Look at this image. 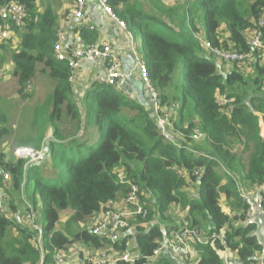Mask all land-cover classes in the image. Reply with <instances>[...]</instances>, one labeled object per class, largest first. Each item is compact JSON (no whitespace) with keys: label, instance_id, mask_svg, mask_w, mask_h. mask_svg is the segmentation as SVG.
I'll return each mask as SVG.
<instances>
[{"label":"trees","instance_id":"16d2710c","mask_svg":"<svg viewBox=\"0 0 264 264\" xmlns=\"http://www.w3.org/2000/svg\"><path fill=\"white\" fill-rule=\"evenodd\" d=\"M9 1L0 0V6ZM17 1L29 16L17 30L18 43H10L17 44L15 49L0 45L12 59L16 93L28 96L26 87L42 73L53 82V91L32 108L35 132L18 142L41 150L44 159H7L0 152V187L7 192L1 196L24 191L28 197L26 203L19 202L21 208L12 199L5 203L7 212H0V264H39L41 250L33 243L37 232L26 224L25 213L32 211L44 229L47 262L55 249L71 250L74 245L120 257L127 239L132 240L135 261L119 259L115 264H226L225 253L243 264L261 261L264 217L259 229L248 224L242 192L264 185V29L261 47L249 43L264 13V0H187L172 5L163 0H109L133 34H145L150 82L160 94L158 114L150 97L144 105L98 80L83 93L75 89L68 61L55 53L60 40L56 10L48 4L41 11L39 0ZM80 32L87 43L97 39V31L85 27ZM198 35L215 48L250 56L217 64ZM166 114L176 126L170 138L158 122ZM8 120L0 110V144L11 133ZM195 128L204 133L200 141L192 138ZM234 141L249 150L247 160L232 149ZM120 171L140 186L148 210L145 219L135 217L136 227L122 245L88 225L103 205L127 194ZM4 172L12 177V190ZM222 196L230 213L220 204ZM42 210L46 225L40 222ZM66 210L73 214L63 221ZM181 216L200 227L207 241L193 245L196 256L191 260L169 250L153 258ZM22 217L25 223L19 221ZM219 233L226 245L213 237ZM89 256L82 250L79 258L94 260Z\"/></svg>","mask_w":264,"mask_h":264},{"label":"built area","instance_id":"2783aa9c","mask_svg":"<svg viewBox=\"0 0 264 264\" xmlns=\"http://www.w3.org/2000/svg\"><path fill=\"white\" fill-rule=\"evenodd\" d=\"M76 5L74 8L68 12L66 16V22L69 18L81 19L85 15V9L88 0H75ZM98 5L102 8L103 12L110 17L112 20L118 23V25L123 29L127 40L130 45V50L135 55V68L134 70L139 74L141 80L148 87L150 92V100L153 105L154 111L156 114L159 113L160 109V99L157 97L156 90L150 82L149 68L142 58V55L139 52L138 46L135 43L133 33L128 29L127 24L122 20L116 13L109 0H95ZM169 4L179 1L187 0H167ZM191 1V0H188ZM190 4V2H189ZM188 4V5H189ZM28 12L21 2L17 0H11L0 6V45L5 44L7 41L18 43V29H23L25 21L28 18ZM66 24H63L60 28V40L56 44L55 53L59 60H67L69 66L72 70L69 81L74 84L77 78V70L81 66L84 60L89 62H102L104 64V74L98 78L100 83L107 84L109 86H114L117 88H122L132 72H126L122 69L120 54L114 49L111 41L98 43H87L85 42L80 35L75 36L71 41L70 47H68V36L66 35ZM264 29V13L261 15V18L258 23L257 29L254 31L252 38L250 39V44L252 47H261L262 46V37ZM197 38L203 45L204 49L208 53L214 54L218 59L225 62H235V61H244L250 56V52H238L232 51L230 49L215 48L211 42L205 38L203 35H198ZM0 64V72H1ZM1 78V74H0ZM31 87V84L28 85ZM130 98L134 99L132 94H127ZM169 118L168 114L165 116L159 117L162 123L159 122L161 127L165 130L168 128L165 120ZM168 123V122H167ZM263 127V126H262ZM169 138V135L166 134ZM264 136V132H263ZM192 138L195 141H200L204 138V133L200 128H195L192 133ZM22 151L28 155L27 159L30 162L38 161L44 159V154L41 150H35L33 148H24ZM202 169H198L196 174ZM179 174L186 176L187 172L185 170H178ZM5 177H9L8 172L4 174ZM120 180L122 183L128 186L127 198L123 199L120 202L110 201L108 204L103 206L102 216L98 220V223L94 224L93 232L96 234H106L112 243H118L122 245L124 239L129 235V231L133 230L136 225L134 219L136 216H142L144 219L148 215V210L144 206L143 202L140 199L141 189L140 186L126 178V174L121 172L119 174ZM264 185L258 186L254 192H242V198L247 205L246 220L248 224L255 225L259 229L262 225V217H264ZM0 212L6 213L3 207L0 205ZM26 217L30 222L32 230H35L36 236L33 239L35 248L41 250V259L39 264H49L47 262L46 254L43 250L44 242V229L37 222L39 216L34 211L29 212ZM226 245L223 234L213 235ZM207 240L203 237L201 229L198 226H194L190 221L186 220L181 216V222L176 230L172 231L170 235L164 237L160 245L155 249L154 256L162 253L164 250L171 251L178 258H183L185 260H191L194 257L193 245L196 243H205ZM130 239L126 241V249L120 257L112 259L108 256L107 253H103L101 257H95L97 262H92L91 260L83 261H73L68 262L66 254L63 250L55 249L53 251L52 261L54 264H115L117 260L121 259L127 262L133 263L135 257L132 252L129 251ZM264 255V251H263ZM259 262H252L246 264H264V256ZM226 264H243L235 260H232L227 253H225Z\"/></svg>","mask_w":264,"mask_h":264},{"label":"rangeland","instance_id":"374dc122","mask_svg":"<svg viewBox=\"0 0 264 264\" xmlns=\"http://www.w3.org/2000/svg\"><path fill=\"white\" fill-rule=\"evenodd\" d=\"M70 1L71 0H39L38 8H40V10L43 11L45 9L46 5L51 4L54 7V9L56 10L57 14L62 16L66 13L68 6L71 5ZM163 1H164V3H166L168 5L181 3V1H179V2H174V3L169 4L167 0H163ZM133 35H134L135 43L138 46L139 52L142 55V58L144 59V61H146L147 57H148V48H147V45L145 44V40H144L145 34L143 32H140L139 35H135V34H133ZM11 41L5 42L4 45L9 46ZM16 46H17V44L12 45L11 49L12 48L15 49ZM2 57H4L5 60L3 62L0 61V64L2 66L1 72H0V74H1V78H0V110L2 112H5L9 117L7 126L11 129V133L8 136H6L3 139L2 143L0 144V152H3L7 156V159H16L17 157H19V158L21 157V158L26 159L28 157V155L25 153V151H22V149L27 148V147L18 146V142L23 137H26L27 135L35 132V129H34L32 122H31L32 116H33L32 108L36 102H40V103L44 102L48 98V96L50 97V95L52 94V91H53V82L47 76H44V73H42L41 77H39V75H38L37 80L34 81L33 83H31V87H28V86L26 87V90L28 91L26 93H28V96H25V95L19 96V94L16 93L17 92L16 89H18V86L15 87L16 79L13 77V74H12V72H13L12 59L10 58V56L8 55L6 50L0 51V59ZM212 57L217 64L220 63V61H219L220 59H218L215 56H212ZM8 58H10V59H8ZM124 59L126 61H128L130 59V55L128 52L125 53ZM134 62L135 61L133 59V63H132L133 68H135ZM132 65L130 68H132ZM156 94H157V97L160 99L159 92H156ZM137 96H138L137 101L139 103H142L144 105H148L149 98L146 99L143 96L142 86H141V94L139 95V92H138ZM33 101H34V103H33ZM162 108H166V107L163 106ZM160 110H161V105H160L159 111ZM155 111H156V109H155ZM163 120H165L166 124L168 125V128L164 130L161 127V130L163 133L168 134L169 138H170L171 137L170 135H171L172 131H174V129H176V126L173 122V119H171V118H167V121L165 118ZM160 121H161V119H158V122H160ZM162 122H164V121H161L160 123H162ZM62 127H65V125H63ZM261 127H262V131L264 132V122L263 123L261 122ZM171 128H172V131L170 130ZM231 147L235 151L237 150L240 154H242L244 156L245 160L248 159V155L250 152H249V150L244 149L245 146L243 143L234 141L232 143ZM176 169L179 170L177 167H176ZM120 172L123 173V171H120ZM5 173H7V172H4L3 176H4V178H6L5 179L6 184L11 189L12 188V182H13L12 177L9 173H8L9 177L8 178L5 177V175H4ZM119 180H120V177H119ZM5 192H6V190L4 188L0 187V205L3 207L5 212H7L5 203H10V200L13 199V201H17L18 202V203L16 202V205H17V204H19V202L20 203L21 202L26 203V200L28 199V197L24 191L22 193L16 192V194H11V196L9 198H7V197L4 198L1 196V194H5ZM127 194L121 198L126 199ZM140 199H141V197H140ZM141 201H142V199H141ZM143 204H144V202H143ZM19 205L21 208V204H19ZM222 205L225 207L226 210L228 209L225 206L224 202H222ZM144 206H145V204H144ZM28 213H25L26 217L28 216L27 215ZM95 219L89 221L88 225L90 224V226H91L92 223L93 224L98 223L97 219H96V221H95ZM62 220L66 221V220H68V218H65ZM19 221L22 223H25L23 220V217L19 218ZM40 222L43 225H46V223H47V220L44 217V210H42ZM26 224H27V226H29L30 222L29 223L27 222ZM93 227H94V225H92V228ZM29 229L32 230L31 226L29 227ZM128 248H129V251H131L132 240H130ZM66 253H67V255L73 254V250H67ZM194 256H196V251H194Z\"/></svg>","mask_w":264,"mask_h":264},{"label":"crops","instance_id":"0c3cea01","mask_svg":"<svg viewBox=\"0 0 264 264\" xmlns=\"http://www.w3.org/2000/svg\"><path fill=\"white\" fill-rule=\"evenodd\" d=\"M73 2V3H72ZM70 6H68V9L64 15H59L58 19V27L60 28L63 24H66V35L68 36V47H70L71 41L75 36H78L81 34V29L82 28H88L89 30H94L97 31V39L95 42L98 43H103L107 41H111V43L114 46V49L119 52L120 54V59H121V64H122V69L125 70L126 72H132L131 76L125 83V85L121 88L126 95L127 94H132L134 97V100H137L138 98V92L139 95L141 94V86L143 88V96L148 99L150 97V92L148 87L143 83L141 80L139 74L134 70L133 68V59L135 61V55L134 53L130 50V45L127 40V37L123 31V29L118 25L117 22L112 20L110 17H108L102 10V8L98 5V3L95 0H88L86 9H85V15L81 19L77 18H69L68 21L66 22V16L68 12H70L74 6L76 5V1H70ZM72 8V9H71ZM128 52L130 55V59L126 61L124 59L125 53ZM221 62V60H220ZM135 63V62H134ZM132 65V68H130ZM129 67V68H128ZM77 78L74 84L75 89L79 88L80 92L86 91V88H89L91 84L95 81L98 80V78L104 74V64L102 62H89L87 60H84L79 67V69L76 72ZM134 79V80H133ZM148 102V101H147ZM123 198H119L116 200V202L122 201ZM224 197L222 196V201L220 202L222 208L224 210L225 207L222 205V202ZM179 208L177 207V210ZM228 213H230V210H226ZM180 214V212H178ZM73 214L72 210H66L62 214V219L69 218ZM102 212L98 213L96 215L97 221L101 218ZM95 219V221H96ZM180 223V222H179ZM95 224V223H94ZM92 223V225H94ZM75 247V248H74ZM73 249V254H68L66 251L64 253L66 254V258L68 262H75V261H83V260H88L85 258H79L80 252L83 250L84 255L86 257H90L89 254H92L93 256L91 258L95 257H101L103 253H107V251H98L94 250L90 251L84 248L82 245L76 246L74 245ZM69 250V249H68ZM116 253V252H115ZM115 253H107L108 256H110L112 259H115L116 257L114 256ZM90 258V259H91ZM97 262V259L92 260V262ZM49 264H54V262H48Z\"/></svg>","mask_w":264,"mask_h":264}]
</instances>
